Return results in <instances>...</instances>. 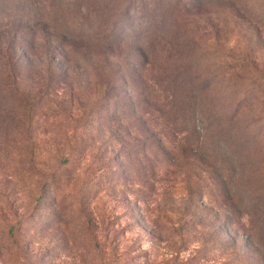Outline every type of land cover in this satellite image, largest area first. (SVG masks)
I'll return each instance as SVG.
<instances>
[{
  "label": "rangeland",
  "instance_id": "obj_1",
  "mask_svg": "<svg viewBox=\"0 0 264 264\" xmlns=\"http://www.w3.org/2000/svg\"><path fill=\"white\" fill-rule=\"evenodd\" d=\"M3 51L0 264H264V0H0Z\"/></svg>",
  "mask_w": 264,
  "mask_h": 264
},
{
  "label": "trees",
  "instance_id": "obj_2",
  "mask_svg": "<svg viewBox=\"0 0 264 264\" xmlns=\"http://www.w3.org/2000/svg\"><path fill=\"white\" fill-rule=\"evenodd\" d=\"M64 38V37H63ZM65 39V45H66V47H65V55H67V57H68V54L70 53V52H72L73 51V48H74V44L72 43V41H66L67 39H68V37H66V38H64ZM6 51H3V55H2V57H4V58H2V57H0V60H1V65L2 66H5V67H8V68H10V67H12L13 65H12V63H10V61H11V59L9 58V57H7L6 56ZM96 56H98L99 54L98 53H94ZM79 55V57H76L75 56V54H73V55H71V56H69L70 57V59L72 60V61H74V62H76V61H82V60H85L86 62H90V60L89 61H87L86 59H87V57H82V56H80V54H78ZM97 59V58H96ZM6 60V61H5ZM103 61L104 62H107V58L106 57H104L103 58ZM88 63H87V65H88ZM76 64V63H75ZM97 63H89V66H95V67H99L98 65H96ZM86 65V66H87ZM9 88H11V86L9 85V82L7 83H4V85H2V86H0V91H2L3 93H5V91H7V90H9ZM6 97V96H5ZM163 136H166V135H163ZM145 144L144 145H150V144H147V142H144ZM159 144L161 145V148H160V150H162V151H165V152H167V154L169 153V152H171L172 153V155H174L175 157H179V152L178 151H176V150H174L173 148L170 150V151H167V148H166V146L164 145V143H163V141H162V139L161 138H159ZM144 145H143V153L146 151V149H149L148 147H144ZM170 154V153H169ZM175 159V158H174ZM155 170H158V169H155ZM248 213V212H247ZM249 214V213H248ZM14 234H13V232H12V230L11 229H9L8 230V234H7V240H6V242H7V248H8V250H9V252H10V257H12V258H14L15 260L17 259V260H21V262L23 261V262H25L24 261V259H25V253H23V251L20 249V248H14V247H12V243L14 242ZM26 264V263H25Z\"/></svg>",
  "mask_w": 264,
  "mask_h": 264
}]
</instances>
